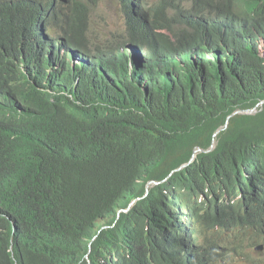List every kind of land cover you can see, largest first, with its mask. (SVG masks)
<instances>
[{
	"label": "trees",
	"instance_id": "obj_1",
	"mask_svg": "<svg viewBox=\"0 0 264 264\" xmlns=\"http://www.w3.org/2000/svg\"><path fill=\"white\" fill-rule=\"evenodd\" d=\"M97 1L0 0V264H264V0Z\"/></svg>",
	"mask_w": 264,
	"mask_h": 264
},
{
	"label": "rangeland",
	"instance_id": "obj_2",
	"mask_svg": "<svg viewBox=\"0 0 264 264\" xmlns=\"http://www.w3.org/2000/svg\"><path fill=\"white\" fill-rule=\"evenodd\" d=\"M157 0H144L145 5L151 7ZM90 32L95 41L103 37L112 39L120 37L124 32V18L119 0H98L93 9H90ZM238 191V186H237ZM199 241V238L197 239ZM257 254L258 251L252 250ZM237 264H244L237 260Z\"/></svg>",
	"mask_w": 264,
	"mask_h": 264
},
{
	"label": "bare ground",
	"instance_id": "obj_3",
	"mask_svg": "<svg viewBox=\"0 0 264 264\" xmlns=\"http://www.w3.org/2000/svg\"><path fill=\"white\" fill-rule=\"evenodd\" d=\"M150 24V23H149ZM149 24H148V26H149ZM108 39V38H107ZM103 41H106L105 40V37H103V39H102V42ZM105 45H108V42L107 43H105ZM243 110H245V109H243ZM252 113H255V110L252 112ZM252 113H245V112H243V113H241V114H252ZM215 141V136H214V138H213V142ZM213 148V145L210 147V149H212ZM197 150H200V148H197L196 150H195V152L197 151ZM246 174H248V173H246ZM263 182V178H262V181L260 182V184ZM231 204H229L228 205V208H231L232 207V205L230 206ZM129 207H132V205L131 204H128L127 205V209H129ZM120 211H126V209H122V210H119L118 212H120ZM230 220L231 219V221H232V223H234V222H236V221H238L237 219V215L235 216V217H227V220ZM172 223H173V221H172ZM112 226V225H111ZM106 226H102L99 230H101V229H103V228H105ZM108 227V226H107ZM98 230V231H99ZM226 231H229V232H232L233 230L231 229V227H228L227 226V229H226ZM137 232V230H135V231H132L131 233H132V235H134L135 233ZM210 232V230H193V231H191V233L192 234H194V235H196V236H201V235H204V234H207V233H209ZM173 236H172V238L174 239L175 238V234H172ZM199 238V237H198ZM197 238V239H198ZM258 240H259V238H257L256 239V241L255 242H253V245H252V247H251V249H249L248 250V252L250 253L253 249H254V244H256L257 242H258ZM232 243V241H230V244ZM237 245H239V246H241V240H239L238 241V243H237ZM261 247V243L260 244H258V245H256L255 246V248H260Z\"/></svg>",
	"mask_w": 264,
	"mask_h": 264
},
{
	"label": "water",
	"instance_id": "obj_4",
	"mask_svg": "<svg viewBox=\"0 0 264 264\" xmlns=\"http://www.w3.org/2000/svg\"><path fill=\"white\" fill-rule=\"evenodd\" d=\"M262 103H264V99L261 100L259 104H262ZM254 110H255V108L245 109V110H235V111H233V112L229 115V117L234 116V115H237V114H241V113H243V112H245V113H252ZM156 183H157L156 181H150V182H148V184H147V189L149 188V186H151V185H153V184H156ZM146 192H147V190H146ZM137 199H139V198H137ZM130 204H131V203H130ZM126 210H127V208H126ZM118 211H119V210H118Z\"/></svg>",
	"mask_w": 264,
	"mask_h": 264
},
{
	"label": "clouds",
	"instance_id": "obj_5",
	"mask_svg": "<svg viewBox=\"0 0 264 264\" xmlns=\"http://www.w3.org/2000/svg\"><path fill=\"white\" fill-rule=\"evenodd\" d=\"M183 166H185V165H183ZM183 166H181V167H183ZM181 167H180V168H181ZM156 182H157V181H156ZM158 183H159V182H157L156 184H158ZM149 187H150V186H149ZM146 190L148 191L147 188H146ZM135 200H137V198L133 199V200L130 202L131 205L135 202ZM130 203H129V204H130ZM127 210H128V209H127ZM127 210H126V211H127ZM263 223H264V221H263ZM256 249H257V248H256Z\"/></svg>",
	"mask_w": 264,
	"mask_h": 264
}]
</instances>
